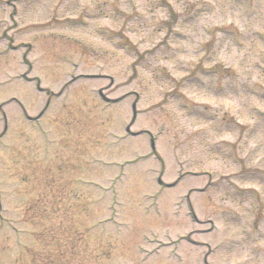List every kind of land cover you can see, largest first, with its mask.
<instances>
[{
    "label": "rangeland",
    "instance_id": "obj_1",
    "mask_svg": "<svg viewBox=\"0 0 264 264\" xmlns=\"http://www.w3.org/2000/svg\"><path fill=\"white\" fill-rule=\"evenodd\" d=\"M0 51V264H264V0H0Z\"/></svg>",
    "mask_w": 264,
    "mask_h": 264
}]
</instances>
